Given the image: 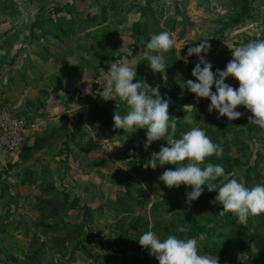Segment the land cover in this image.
<instances>
[{
	"label": "rangeland",
	"instance_id": "rangeland-1",
	"mask_svg": "<svg viewBox=\"0 0 264 264\" xmlns=\"http://www.w3.org/2000/svg\"><path fill=\"white\" fill-rule=\"evenodd\" d=\"M234 1L0 0V106L12 107L11 96L3 93L18 90V99L35 114L14 110L41 122L38 112L55 97L66 111L62 118L74 123L75 163L71 172L53 179L55 184L32 175L15 182L9 151L0 148V264H159L139 244L147 231L160 239L196 238L200 254L218 257L219 264H264V214L249 217L246 225L232 213L218 220L222 206L210 203L217 193L207 186L186 204L191 187L168 188L159 180L180 165L143 166L152 152L168 146V136L145 151L147 129L130 133L114 127L115 112L125 115L127 104L119 97H99L110 67L106 62L129 64L137 72L133 83L144 79L171 99L170 119L178 118L174 139L199 127L222 147L220 156L207 157L201 167L222 165L229 178L248 188L264 184V129L248 123L251 112L239 106V119H218V112H208L210 100L197 102L185 83L195 81L191 73L199 62L196 55L187 56V49L202 39H209L205 60L213 72L226 68L230 49L264 39V2L248 0L242 7ZM139 21L143 46L134 50ZM164 31L175 43L162 53L165 73L153 74L139 54L152 35ZM86 80H92L91 94L84 91ZM225 83L239 87L232 77ZM188 104L194 106L187 113L183 106ZM186 115L192 124L184 122ZM98 128L107 130L111 146L122 147L102 156L93 141ZM83 185V191L76 189ZM74 198L79 204L70 207Z\"/></svg>",
	"mask_w": 264,
	"mask_h": 264
},
{
	"label": "clouds",
	"instance_id": "clouds-1",
	"mask_svg": "<svg viewBox=\"0 0 264 264\" xmlns=\"http://www.w3.org/2000/svg\"><path fill=\"white\" fill-rule=\"evenodd\" d=\"M208 40L202 39L197 46L187 49V56L196 55L199 62L191 73L195 81H185L186 88L195 94L197 102L200 98L210 100L208 112H218V119L225 116L229 121L239 119L243 113L236 109L243 106L252 114L248 123L264 129V39L230 49L232 59L224 70L217 69L215 72L212 71V64L205 60L211 48ZM174 43L171 34L164 31L152 35L141 49L139 55L148 61L153 74L165 73L167 66L162 53L170 51ZM184 59L187 63V58ZM106 63L110 67L99 97L104 101H114L119 97L129 109L125 115L115 112V129L130 133L137 129H147L146 142L143 144L145 151L153 142L168 136V146L161 145L159 152H152L151 159L143 165L145 169H156L158 165H180L174 170H165L159 180L168 188H179L181 185L191 187V191L186 193L185 201L189 206L202 195L204 186H207L209 192L217 193L210 203L222 206V211L219 212L221 217L225 213H232L238 218L239 224L246 225L249 217L264 214V184L248 188L237 179L229 178L222 165L208 163L201 167L207 157L220 156L222 147L214 143L199 127H193L183 133L181 138L174 139L178 118L170 119L171 99L162 97L159 86L153 87L144 79L133 83L137 72L129 64L116 60ZM228 77L237 80L239 87L234 88L225 83ZM86 81L89 83L84 91L91 94L92 80ZM213 86L215 92L211 90ZM193 106L184 105L183 110L188 113ZM183 120L186 124L193 123L189 115L183 117ZM114 146L122 147L112 145L109 151ZM185 161L187 163H183ZM221 177L224 181L218 186L215 182ZM177 230L181 233L186 231L184 227H178ZM139 244L148 249L159 264H219L218 257L200 254L196 238L181 239L168 235L165 239H160L155 232L147 231L139 237Z\"/></svg>",
	"mask_w": 264,
	"mask_h": 264
},
{
	"label": "crops",
	"instance_id": "crops-1",
	"mask_svg": "<svg viewBox=\"0 0 264 264\" xmlns=\"http://www.w3.org/2000/svg\"><path fill=\"white\" fill-rule=\"evenodd\" d=\"M1 90L2 87L0 88V92L2 93ZM17 91H7L3 95L9 94L11 96L8 102L19 113L34 115L33 108L24 104L20 98L18 99L17 94L19 92ZM12 95L16 96L12 97ZM59 103L55 101V97H50L43 111L37 114V117L41 119V129L27 133L23 146L18 151L9 152L8 162L11 163V168L15 175L14 178H16L15 182H20L21 180L26 182L29 175H32L36 176V179L45 178L55 184L53 179H57V175L62 176L64 173H67V170H70L69 172L72 171L73 167L71 166L75 165L72 162V148L74 146L72 125L74 123L62 118V115L66 111H64V108H60ZM76 189L83 191L84 185L82 189ZM86 199L83 198V202L88 201V198ZM86 205H90V203L88 202Z\"/></svg>",
	"mask_w": 264,
	"mask_h": 264
},
{
	"label": "built area",
	"instance_id": "built-area-1",
	"mask_svg": "<svg viewBox=\"0 0 264 264\" xmlns=\"http://www.w3.org/2000/svg\"><path fill=\"white\" fill-rule=\"evenodd\" d=\"M40 129L41 123L37 119H28L18 114L11 106L4 104L0 106V148L5 151H18L25 135ZM93 141L102 156L110 154L111 139L106 129H96L93 133Z\"/></svg>",
	"mask_w": 264,
	"mask_h": 264
},
{
	"label": "trees",
	"instance_id": "trees-1",
	"mask_svg": "<svg viewBox=\"0 0 264 264\" xmlns=\"http://www.w3.org/2000/svg\"><path fill=\"white\" fill-rule=\"evenodd\" d=\"M253 1V0H252ZM255 1V0H254ZM260 2H264V0H259ZM235 2V4L237 3L238 5L240 4V6H242V4H244L242 7H244V6H246V4H248V0H239V1H237V0H235L234 1ZM241 15H243V14H241ZM141 22L142 21H139L137 24H136V26H135V28H134V30H135V48H134V50L135 49H138V48H140V47H142L143 46V44L140 42V39H139V34H140V31H139V25L141 24ZM255 40H260V39H254V41ZM18 113V112H17ZM19 114V113H18ZM21 115V114H20ZM29 119V118H28ZM66 199H67V197H66ZM74 204H76L77 206H78V204H79V202H78V199L77 198H74L73 199V201H72V203H71V205H70V207H73V205Z\"/></svg>",
	"mask_w": 264,
	"mask_h": 264
},
{
	"label": "water",
	"instance_id": "water-1",
	"mask_svg": "<svg viewBox=\"0 0 264 264\" xmlns=\"http://www.w3.org/2000/svg\"><path fill=\"white\" fill-rule=\"evenodd\" d=\"M221 218H222V217H221V216H219V217H218V220H221Z\"/></svg>",
	"mask_w": 264,
	"mask_h": 264
}]
</instances>
